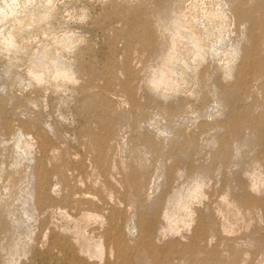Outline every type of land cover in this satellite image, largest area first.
Returning <instances> with one entry per match:
<instances>
[{
  "label": "rangeland",
  "instance_id": "rangeland-1",
  "mask_svg": "<svg viewBox=\"0 0 264 264\" xmlns=\"http://www.w3.org/2000/svg\"><path fill=\"white\" fill-rule=\"evenodd\" d=\"M0 264H264V0H0Z\"/></svg>",
  "mask_w": 264,
  "mask_h": 264
},
{
  "label": "bare ground",
  "instance_id": "bare-ground-1",
  "mask_svg": "<svg viewBox=\"0 0 264 264\" xmlns=\"http://www.w3.org/2000/svg\"><path fill=\"white\" fill-rule=\"evenodd\" d=\"M197 44V41L194 43ZM177 45V38L173 39L171 44V49L173 52H170L162 61L163 66L153 75V80L155 84L161 85L166 84L169 82V72L172 69V64L174 62L175 56V49ZM197 46V45H196ZM162 65V64H161ZM58 71V70H57ZM59 75H67V71L60 69L58 72ZM84 217V216H83ZM88 218V217H87ZM91 243V242H90ZM91 245V244H90ZM99 246V245H98ZM97 247V246H96ZM93 250V249H92Z\"/></svg>",
  "mask_w": 264,
  "mask_h": 264
}]
</instances>
